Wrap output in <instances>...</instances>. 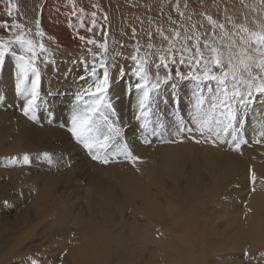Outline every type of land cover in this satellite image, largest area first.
<instances>
[{
    "label": "bare ground",
    "instance_id": "6f19581e",
    "mask_svg": "<svg viewBox=\"0 0 264 264\" xmlns=\"http://www.w3.org/2000/svg\"><path fill=\"white\" fill-rule=\"evenodd\" d=\"M246 1L248 2L249 0H244V4H246ZM258 1L260 0H252V4L255 5ZM101 2L104 4V7H102L105 9V13L98 7H94L96 6L95 0H75L76 9L79 10L82 8L84 11L82 13L77 11V15L73 16V5L69 0H0V26L4 28L3 26L5 23L11 26L12 22L18 18L19 23L23 24L26 29H31L35 26V22L39 20L41 22L40 30L45 33L44 37H47L48 40L53 42V44L51 43V60L56 63V67L53 68L51 65L49 66V64L44 63L42 71L43 76L46 75L48 79L51 80L52 77L55 78L53 81L51 80L52 82L49 84L53 86L52 88L48 89L45 87L47 90H44V88L42 89L43 85H41L40 101L45 99L49 90L65 93H68L70 88L72 90V87L68 85L69 81L67 80L69 79L68 77H65V75L69 68H71V72L68 74L69 77H72L73 74H75L78 67L81 69V58L83 57L85 60L87 59V55L84 54L83 50L86 51L88 48L93 49V45L87 44L86 41L88 39H95L98 42H103L105 38L108 37L114 47V52L111 55V58L109 57L111 62L109 63L108 68V94L114 99L122 98V103L119 102L116 106L115 102L114 105L111 104V108L105 107L102 111L108 113L105 114L108 119L111 118L112 122L121 123L122 127H125V123L123 122L132 123L133 121H131L132 118L130 117L133 116L137 119V126L139 128V123L143 121V116L140 115L141 110L138 106L141 94L136 91L137 84L133 86L134 81L128 82L132 83V86L134 87L132 88L131 94H128L126 88L124 89L122 84H111V81L115 82L114 79L121 75V69L123 70V75H129L131 73L133 75L132 69L136 65L130 57L135 55L134 45L137 40L134 41L132 37V29H136L137 36L141 39V42L144 43V41H146L145 32L147 30H155L157 26L162 25V23L164 27H168V23L164 20V22L159 21V16L161 15L157 16L155 13V17L150 15L148 7H146L147 4L143 7L142 4H140V0H101ZM231 2L233 4H231ZM13 4L16 5V8L12 10V15L9 16L7 12L12 8ZM219 4L220 6L222 4V10H224L223 14L225 13L226 16H231L232 18L238 17L237 15L240 14V12H243L242 21L244 22V17L247 16V14L244 13V11L239 12V8L234 7V5H244L240 3V0H220ZM144 8L146 9L144 10ZM189 8H192V6ZM142 10L146 11L147 14L142 13ZM159 10L160 9L157 11ZM241 10H243V8H241ZM92 12L96 13L95 19L97 21V27L94 28L92 32H88L87 29L88 27H91V21L93 19L91 15ZM162 13L164 14V11H162L161 14ZM198 13L195 14V17L191 22L197 26L201 23L204 24L205 22L204 17L198 15ZM250 14L253 13L250 11ZM240 15H242V13ZM105 16H107V20L104 19ZM251 16L253 17V15H250L249 17ZM81 22L84 23L83 28L80 27ZM149 22H151V24ZM31 30L32 31L28 34L30 38H33L36 41H40V38H44L36 37L34 35V29ZM205 30V27L200 29L202 32ZM15 31L16 29L13 28L12 31L3 36V38L8 39L10 36L13 37ZM105 32L107 33L106 36ZM80 36H84L85 40L81 41L79 38ZM54 45L56 47H53ZM19 54L20 51L17 49V55ZM136 55L143 56L140 55V53ZM65 59L69 60V62L67 60L64 62ZM16 64V59L11 55H7L2 68L0 93H2L3 96L5 95L4 99H7L8 101H12L13 99L12 86H15L18 80ZM163 70L164 69L161 70L162 73H164ZM81 73L82 71H79L78 75ZM112 76L114 79H112ZM161 76L163 77L164 75ZM56 78L62 80H56ZM191 82L195 83L192 80H178L179 86L174 90L177 95L173 94L172 86H170L172 84H162V87L154 91V101L152 104H157V107L153 108V105L151 103L149 104L153 112L157 113L158 110L162 113L164 112L162 105H164L163 101L166 97H161L159 95V91L164 89L167 91L171 89V94L168 95L169 97L175 96L182 98L181 100L186 97L191 105H193L195 101L193 95L194 91L187 92L184 87L187 83ZM28 87H30V84ZM25 102L26 101L23 98L21 104L23 105ZM6 106L7 105L4 101L0 105V120L4 122L0 121L1 154L10 153L11 150L19 151L20 148L21 150L30 152L32 149L29 148L28 143H24L25 145H22L20 148L18 147L19 139L24 142L25 138L23 140V136L25 137L27 129L22 130L23 128H19L22 125L20 126V123L18 125L13 119H16L20 115L18 114L17 116L15 113L11 112V119V116L8 115L9 108ZM67 106L68 104L66 103V105L63 106L62 112L59 115H55V118L71 121L74 108L65 111ZM114 106L117 108H114ZM118 108H121V110L119 109L120 111L114 112L115 109L117 110ZM191 112L192 111L190 110V112L188 111L186 114L182 115L183 118L185 117L187 119L184 121L180 120V122L176 121L179 116L167 118L159 117L160 122H163L165 126L161 123L157 124V135L154 138H151L152 146L140 145L142 142L133 140L134 134H138V132H135L131 137L132 133L127 131V135L130 136L132 144L128 145L129 150L134 156L139 157V160L133 163L125 159L123 164L115 166L106 165L105 169L100 168L96 164L95 175L91 184L82 191V194L81 191L79 193V190H76L78 196H81L84 199L86 208L85 213L81 210L72 211V209L67 207L68 209L63 212L65 217L53 216L50 218L51 220L49 221H52L54 224L58 223L60 227L61 224L66 225L67 223H69L70 226H74L75 233L74 237L71 238L72 240L70 239L71 242L69 247L73 259L78 264H124L128 257L131 256L130 253L133 251L131 249L132 243H140L142 249L144 247L145 250L149 251L147 258L149 259L151 258L150 255H154V251L148 246V243L153 238H156L153 239V241L156 240V242L161 243L162 246L166 243L167 245L165 244L166 246H163V248L167 247V252L169 249L175 248V250H177L175 260H177V262L181 261L182 257L186 255L185 253L187 250L185 249L190 250L189 248L192 249L193 247L191 244H188V242H191L189 237L179 236L178 241L182 242H180V245H175L172 244L170 240L156 237L155 234H162V232L168 231L171 235L175 236L179 231L175 229L178 224L174 220V217L179 218L182 216L186 217L187 220L184 222L180 221L179 223H182L181 228H183L186 233L187 229H189L190 232H197V238L204 233V236L208 238V241L212 242L205 248V250L200 249L199 251H190L191 257H189L193 259L190 264H214V261L209 260L210 258H208L210 262L205 260V254L210 251H223L224 249H227L228 245L226 246L225 242L228 238L233 241V243H231L234 247L238 244L236 242L243 241V236H245V238L247 236H252L250 239L251 242L249 243L255 244L258 242H264L263 235L255 234V229L258 224L255 226L251 224L250 221L246 220V228H244L240 220V214L242 213L240 204L245 198L247 201V209L252 208L256 212H262L264 215V142L262 144L255 142L248 144L242 143L240 144L239 149L236 150V142L243 140V130H234L235 134L231 137H227L229 134H223L222 132V137L220 139H217L216 136H213L208 132H205L202 135L195 130L194 124L187 126L193 128V132L188 133L187 131H181V128L175 126L176 124L174 122L193 123L190 117ZM32 118L33 117L31 116H29V118L28 116H25L23 119L31 121ZM97 118H101L100 113L94 117V120ZM29 121L27 122V125L31 126ZM22 122L23 126H25V121ZM129 126H131V124ZM137 126H134V128L137 129ZM46 127L52 132L54 131V137H56L57 134L61 135V137L67 135L65 131L63 132L58 129H53L49 126L43 128L31 126L30 130L35 136L41 135V138H46L45 135L51 133L50 131L46 132L47 134L44 133ZM31 128H33V130ZM146 128L149 130V127ZM146 128L138 129V131H143L145 133ZM148 133L151 132L148 131ZM42 135H44V137ZM8 137L10 139L11 137L12 139L14 138L16 144L13 143L12 145H8L6 142L4 143ZM233 137L236 138V141L233 140ZM67 138L66 140L63 138L65 142L68 141ZM156 140H160V142L163 141V144L161 143L159 146L155 145ZM26 141H28V139H26ZM195 141L200 142L196 143ZM53 142L54 141H52V144L54 145ZM62 144L65 145V143ZM57 147L60 151V146H56V148ZM56 148L54 149L55 151ZM69 153L71 154V152ZM60 155L62 154L60 153ZM243 173H245V175H250V177L254 173L256 176L255 183L257 185L256 191L252 193H249L248 191V196L246 195L245 197H243V194H245V192H243ZM33 180H36L37 182L38 178ZM235 180L236 182H234ZM224 181L227 182L225 188L222 186ZM224 190H229L227 192L228 194L226 196L224 195L223 198H219L215 202L219 192H223ZM45 193L46 190H43L41 195L38 196H41L43 200ZM204 197L206 198L204 199ZM202 199H204V201L210 200L213 204L211 210L213 211V215L217 216V218H223L226 216L228 219L227 221H229V225L226 227L227 224H223L225 227L223 228L224 230L222 233L220 232L221 234L216 231L218 230V226L215 227V223H211L212 220H210V216L209 223H207L206 227L205 225L203 226V224L202 226L198 224L199 218L197 213L203 207ZM43 201V203L35 206L41 216L45 211V214L50 215L51 210L47 211V209L42 210L41 208H38L41 207V205H44L45 202L48 203L49 200ZM173 201H175L178 206L174 204L175 202ZM125 206L130 208L128 213L126 212ZM174 212H176V215H173ZM84 214H86V216ZM97 214L100 215L101 221L94 224L93 222L95 221L92 222V217H96ZM246 215H248L247 212ZM138 216L140 217L139 219H137ZM112 231H119L121 233L125 232L126 236L125 234H121L119 237H115ZM217 235H222L223 238L221 241L213 243V240L211 239ZM191 239L195 241L194 237H191ZM217 239L218 238H214L216 241ZM183 242L186 245L188 244V247L185 248ZM197 242L202 244V241L199 239H197ZM161 244L159 245L161 246ZM132 254H135V252ZM233 255H235V253ZM132 256L134 257L135 255Z\"/></svg>",
    "mask_w": 264,
    "mask_h": 264
},
{
    "label": "rangeland",
    "instance_id": "374dc122",
    "mask_svg": "<svg viewBox=\"0 0 264 264\" xmlns=\"http://www.w3.org/2000/svg\"><path fill=\"white\" fill-rule=\"evenodd\" d=\"M186 2H187L188 7L184 8L183 5L185 3V0H181L180 11L185 12L186 16H192V20L195 17V14L198 12H199L198 15H201L202 17H203L202 14L211 15L214 19H217L221 22H224L227 17L225 13L223 14L224 10H222V7H223L222 4L221 6L219 4L220 0H206V2L205 0H186ZM248 2L246 1V4L251 5V6H248L249 8L244 7L243 4H242L243 6L234 5V7L239 8L238 10L239 12L244 11V13L247 14L248 20L250 22L252 16L251 17L249 16L255 15L252 12V10H250V8L252 9L253 7H255L259 11L261 9V4H260V1H258V3L255 5L252 4L253 3L252 0H249ZM95 3H96V6H98V8L100 10H103L102 12L105 13V9L103 8L104 7L103 2H101V0H95ZM140 4H142L143 7H145V4H147L146 7H148V11L150 15L154 16V13L157 16L161 15L159 17L160 19L161 18L162 19L161 20L159 19V21L164 20L166 23H169L168 22L169 16H171L173 20H179L178 19L179 17L177 16V14L175 15L176 12L174 11L175 0H154V1L153 0H140ZM231 4L233 3L231 2ZM191 6L192 8H189ZM241 8H243V10H241ZM145 9L146 8H144V10ZM158 9L160 10L157 11ZM162 11H164L165 15L163 13L161 14ZM250 11L253 14H250ZM142 13H146V11L142 10ZM241 13L242 15H240ZM240 14L237 15L238 17H233L235 18L234 20L237 23L243 22L242 21L243 12H240ZM163 18H166L167 20ZM18 20L19 19L16 18L14 22L19 23ZM185 23H187V21H185ZM204 27L207 31L211 30L209 26L207 25L206 21L204 22ZM12 29L11 30L4 29L0 26V37H3L6 34H8L10 31H12ZM31 29H34V32L36 31L35 26L32 27ZM15 35H19V30L16 29L13 37ZM136 38L137 39H134V41L137 40L141 45L146 44V41H144V43L141 42V39L138 36ZM105 39L108 42V53H107L108 59L106 62V66L109 68V63L111 62L110 58L114 52L113 51L114 47H113V43H111V40L108 37ZM40 41L44 43L45 47L48 49V52L40 54V56L37 59V67L40 69L41 81H40V88H39V97L34 107L30 110L29 115H28V118L29 116L33 117L31 121L27 119H23L26 116L23 111V108L26 102L23 105L21 104L23 101V97L20 96L17 91L18 80L15 86H12V91H13L12 101H8L7 99L5 100L4 99L5 95L3 96V94L0 93V105L3 103V101L5 102V104L7 105L6 107L9 108V113H8L9 116H11V112L15 113L17 116L19 114L20 115L18 116L19 118L17 117L16 119H13L14 122L18 123V125L20 123V126L21 125L22 126L19 128H23L22 130L27 129L25 137L23 136V140L24 138L25 140L23 142L19 139L18 147L20 148L22 145H25L28 143L29 148L32 149L30 152H26L24 150H21L20 148L19 151L11 150L10 153L1 154L2 148H0V264H78L73 259L71 255V250L69 247V244L72 240L71 238L74 237V233H75L74 226H70V224L67 223L66 225L61 224V227H60L58 223L54 224L52 221H49L51 220L50 218L53 216H58V217L64 216L65 217V214H63V212L67 210L68 208L72 209V211L81 210L83 213H85L86 208H85L84 199L81 196L80 197L78 196V194L76 193V190H79L78 191L79 193L81 191V194H82V191H84L86 187L91 184V181L95 175V168L97 165L100 168L105 169L106 165L115 166V165L123 164V162L126 159L125 156L123 155L114 156L112 155V153L117 151L119 147L121 146H127V148L129 149L128 145L129 144L132 145V144H131L130 136L127 135L128 132L132 133L131 137L133 136L135 132H138V134L136 133L134 134L133 140L142 142L140 145L152 146L151 138H154L157 135L156 134L157 124L161 123L162 125L165 126L163 122H160L159 117L167 118V117L179 116L176 119V121L180 122V120L184 121L185 119H187L185 117L183 118L182 115L186 114L188 111L190 112V110L193 111V105H191V103L188 101L186 97L183 98V100H181L182 98L175 97V96L169 97L168 95L171 94L170 93L171 89L168 91L166 89L159 91V95L161 97L162 96L166 97V99L163 101L164 105H162V109L164 111L163 113L160 112L159 110H158L159 112L157 111V113L153 112L152 108L149 106V104L150 103L152 104V102L154 101V91L155 90L150 92V98L146 106L147 116H143V121L139 123L140 124L139 128L137 126V123H138L137 119H135L131 115H130L131 116L130 118H132L131 121L133 122L132 123L123 122L125 123L124 124V126L126 127L125 128L121 126V123L112 122L111 118L108 119L105 116V114H108V113H104L102 111V115L107 118V121L104 122L102 118L95 119L96 123L94 124L92 135L99 138L100 140H103L106 135L110 134L109 125L117 129L119 132V135L114 137V139L110 141V144L106 149L94 148L92 152L90 153L89 150L85 149L83 145L79 143L76 140V138H74L72 134L68 131V129L72 126L71 121H66L60 118H55V115H59L62 112L63 106L66 105V103L68 104V106L66 107L65 111L71 108L75 109L78 103L81 104V106H83V101L79 100V96L83 95L84 90L88 88L89 86H92L94 88L95 83L98 81V79L100 77H101L100 79L103 78V69L98 67V61H97L96 77L89 76L88 73L91 70V65L93 61H92V57L88 54L87 50L86 51L83 50L84 54L87 55V59L86 60L84 59L86 63L81 62L82 63L81 65L82 67L80 66L81 69H79L78 67V70L75 71V74H73V76L70 75L72 77H69L68 75L71 72V68L67 70L66 72L67 74L65 75V77H68L69 79L67 80L69 81L68 85L72 87V90L70 88V91L68 93L49 90L48 95L45 97V99L40 101L41 85H43L42 89L44 88V90H47L46 88L50 89L53 86L49 84H51V82L55 78L51 76L52 77L51 78L52 81H51L50 79H48L46 75L43 76L42 66L44 63H46V64H49V66L51 65L53 68L56 67V63L52 62L51 60V55H52L51 43L53 44V42L48 40L47 37H44L42 39L40 38ZM53 47H56V46L54 45ZM93 49H94L93 51L98 50L95 48L94 45H93ZM136 54L137 53L135 52V55ZM140 55H144V50L140 52ZM66 60L67 59H65L64 62H66ZM67 61L69 62V60ZM2 68H3V65L0 66V80L2 76ZM176 70H179L183 74L186 75L188 74L189 71H191V66L188 64L180 65L178 63L177 64L170 63L169 67L163 70L164 73L160 71V75H165L166 72H171L173 76H175ZM79 71H82V73L78 75ZM154 73H155V69H152L149 72V77L153 82H154ZM82 76L86 77V79L81 80L80 77ZM32 78H33L32 74L29 73V78L25 82V84L22 85V87H28ZM112 79H114L113 76H112ZM56 80H62V79L56 78ZM114 81L115 82L111 81V84H115V83L122 84L124 89L126 88L128 94H131L132 88H134L133 86H135L138 83H142L140 78L135 76L134 74L132 75V73L129 75L121 74L118 77H116ZM132 81H134L133 86H132V83H128ZM168 83L172 84L170 86H172L173 94L177 95V93L174 92V90L179 86L178 80L169 81ZM174 83L177 85L175 88L173 87ZM209 86H212L213 89H215L214 87L215 84L213 85L212 83L211 85H209L208 82H205L202 85L201 89L199 90L196 88V84L193 82L187 83V85L184 87L187 92H191L192 90L194 92L200 91L201 94L206 98L204 107L209 108L210 103H211L210 101L211 94L208 93L207 91V88ZM136 91H138L139 94H142L140 89L136 88ZM88 98L89 97L84 96V101H87ZM263 99H264V94H255L251 98L250 102L247 104L241 105L237 101V103L235 104V107L237 109L238 118L237 120L233 121L232 127L229 129V131L226 133L223 132V134H227V135L229 134L227 137H231V136H234L233 134H235L236 129H239L241 131L243 130L242 131L243 140L247 141V144L252 143V142L257 143L256 138L257 140H259L258 144H262L264 142V137H261L259 135V131L261 130L262 127H264V100ZM121 100L122 98H115V99L111 98L110 95L107 93L108 103L114 105L116 102V106H117L119 102L122 103ZM152 105H153L152 106L153 108L157 107V104L155 103ZM116 106H114V108H117ZM119 109L121 110V108H118L117 110L115 109L114 112L120 111ZM11 119H12V116H11ZM22 121H25L24 123L25 126H23ZM28 121L33 127L43 128L45 126H49L53 129H58L63 132L65 131L67 135L61 137V135L57 134V136L54 137L55 135L54 131L52 132L48 127H46L47 129L45 128L44 133L47 134L46 132H49V131L51 132L47 135L44 134L46 138H41V135L35 136L34 134L31 133V130H30L31 126L27 125ZM179 122H174L176 124L175 126H178L179 128H182L185 125L186 126L193 125V123H179ZM130 124L132 127L129 126ZM134 126H137L136 127L137 129H135ZM175 126H169V127H175ZM146 127H149V130ZM142 128H146L145 133L143 131H138V129H142ZM31 129L33 130V128ZM148 131L151 133H148ZM44 135L42 136L44 137ZM221 137H222V134H220V136L217 137V139H220ZM252 137H255V138H252ZM63 138L65 140L67 138L69 142L68 141L65 142ZM26 139H28V141H26ZM30 141L33 143H31ZM52 141H54L53 142L54 145L52 144ZM5 142L8 145H12L13 143L16 144V140L14 138L12 139V137L11 139L9 137L6 138L4 143ZM62 143H65V145H63ZM66 143H72V144H66ZM161 143L163 144V141L160 142V140H156L155 145L159 146ZM52 145L55 148L56 146H60L59 147L60 151L58 150V147L56 148V151H55L54 150L55 148ZM70 146L72 149L70 148ZM69 152H71V154ZM43 153H49L51 157V161H49L48 159H45L43 156ZM60 153L62 155H60ZM24 154H28L29 157H31L30 158L31 163L29 165H24L22 163V158ZM93 154H99L102 156H106L109 159V163L103 164L97 160H93L91 158ZM12 157H17L19 160V163L16 165H12L11 163H9V160ZM36 178H38V181H37L38 183L36 182V180H33ZM43 180H45L46 182ZM234 182H236V180ZM226 185H227V182L224 181L222 183L223 188H225ZM256 188H257V185L256 183H252L250 175H247V174L245 175V173H243V192H245V194H243V197L247 195L248 191L249 193L256 191ZM43 190H46V193L44 194L45 197L43 200H47V201L49 200V201L48 203L45 202L44 205H41V207H38V208H41L42 210L47 209V211L48 210H51V211H50V215L45 214L46 213L45 211L44 214L41 216L35 205H38L44 202L41 196H38V195H41V192H43ZM228 191L229 190H224L223 192H219V195L217 199L215 200V202L219 198L221 197L223 198L224 195L226 196L228 194L227 193ZM205 198L206 197H204V199ZM204 199H202L203 207L197 213V216L199 218L198 224L201 226L203 224V226L205 225L206 227L207 223H209V216H210L211 218L210 220L213 221V222L211 221V223L213 224L215 223L214 224L215 227L218 226L217 229L219 231L218 230L216 231L218 233L220 232L222 233L225 225L227 224L226 227L229 225V221H227L228 219L226 218V216L223 218L222 217L217 218V216L213 215V211H211L213 208L212 206L213 204L210 202V200L204 201ZM245 199H243V201L240 204V207L242 209V213L240 214V220H241V223L243 224L242 226L246 228V220L250 221L251 224L255 226L258 224L255 229V234L256 235L261 234L264 236V215L263 213L256 212L252 208L247 209L246 208L247 201ZM5 201H7V205H5L4 203ZM174 204L178 206L176 202ZM125 207H126V212L128 213L130 208L128 206H125ZM246 212L248 213V215H246ZM84 215L86 216V214ZM173 215H176V212H174ZM139 218L140 217L138 216L137 219ZM174 220L178 224L176 225L175 229L179 231L176 233L175 236L171 235V233L168 231L166 232L164 231L162 232V234L156 233L155 236L162 237L161 239H164V240H170V242L175 245H180V242H182V241H178L179 236L189 237L191 242H188V244H191V246L193 247L192 249L189 248L190 250L185 249L187 250V252L185 253L186 255L183 256L184 258L182 257L181 261L177 262V260H175V256L177 255V250H175V248L169 249L167 252V247L163 248V246H166L167 244L164 243V245L162 246V244L156 242V240L153 241V239H156V238H153L148 243V246L150 247V249L154 251V255L153 256L150 255L151 258L147 259L149 255V251L145 250L144 247L142 249L140 243H135V244L132 243L131 249L133 251L130 253L131 256L128 257V259L126 260V263L127 264H130V263L132 264H139V263L140 264H190L191 260H193L192 258H190L192 251H199L200 249L205 250V248L208 247L210 243H212L208 241V238L204 236V233H202V236H199L198 238H197V232H192V231L190 232L189 229H187V233H186V231L183 228H181L182 223L181 224L179 223L180 221L181 222L186 221L187 220L186 217H183V216L179 218L174 217ZM99 221H101L99 214H97L96 217H92V222L94 224L99 223ZM112 232L114 233L115 237L117 236L119 237L121 234H125V232L121 233L119 231H112ZM222 235L221 236L217 235L214 237V238H218L217 241L214 240V238L211 240H213V243L221 241L223 238ZM191 237H194L195 241L191 239ZM251 238L252 236H247L246 238L245 236H243V241L236 242L239 245L237 244L235 247L232 246L233 241L228 238L227 241L225 242V245L226 246L228 245L227 249H224L223 251L217 250V251L207 252L205 254L206 256L205 260L214 261L213 262L214 264H264V242H258L255 244L249 243L251 242L250 241ZM197 239L201 240L202 244H199L197 242ZM159 244H161V246ZM188 244L187 245L185 244V248L188 247ZM134 252L135 254H132ZM234 253L235 255H233ZM245 253H247V255H245ZM132 255H135V256L133 257ZM208 258L210 259L208 260Z\"/></svg>",
    "mask_w": 264,
    "mask_h": 264
},
{
    "label": "snow or ice",
    "instance_id": "6c2138e0",
    "mask_svg": "<svg viewBox=\"0 0 264 264\" xmlns=\"http://www.w3.org/2000/svg\"><path fill=\"white\" fill-rule=\"evenodd\" d=\"M73 5L72 15L76 16L77 11L83 12L84 9L77 10L75 0H69ZM244 4V0H240ZM261 9L258 11L255 7L251 10L255 14L249 22L248 17H244V22L237 23L231 16H227L224 22L214 19L211 15L202 14L210 31H200L204 28V24L199 26L191 23L192 17L186 16L185 12L180 11L181 0H175L174 11L179 20H173L168 17V27L158 25L155 30H147L145 32L146 44L141 45L138 41L135 45V52L139 54L144 50L143 56L132 55L131 60L135 62L132 72L139 77L142 83H138L136 87L141 90L142 94L138 101L141 116H147L146 106L150 98V92L159 89L162 84L169 81L192 80L196 84V88L201 89L205 82L209 85L215 84L207 88L210 96V107L205 108L206 98L200 91L193 93L195 101L193 103V111L190 113L191 120L195 125V130L202 135L205 132L219 137L222 132L226 133L232 127L233 121L237 120L238 113L235 107L237 101L243 105L250 102L255 94H264V0H260ZM98 7V6H94ZM187 8V2L183 5ZM244 7H248L244 4ZM16 8L13 4L7 14L12 15V10ZM91 27L87 31L92 32L97 27L95 19L96 13L92 12ZM107 20V16L104 17ZM187 21V23H185ZM151 24V22H149ZM5 29L12 28L19 30V35L4 39L0 37V66L5 63L7 55H11L17 61V91L26 103L23 111L26 116L34 107L38 97L40 88V69L37 67V59L40 54L47 53L48 49L42 41H36L28 36L31 29H26L23 24L13 22L11 26L7 23L3 26ZM35 36L44 37L45 33L40 30V21L35 22ZM80 27H84L81 22ZM107 33L105 32V36ZM132 37L136 39V29H132ZM81 41L85 40L84 36L79 37ZM87 44L94 45L98 51L88 48L87 52L92 57L91 70L88 73L91 77L97 75L98 67L103 69V78L99 79L94 86L86 88L83 95L79 96V100L83 101V106L77 104L71 119V127L68 131L76 140L88 149L91 153L94 148L106 149L110 141L119 135L117 129L109 125L110 134L106 135L103 140L92 135L93 127L96 121L94 117L100 113L104 122L107 118L102 115V109L111 108V104L107 101V93L109 90V70L106 66L108 59V42H98L95 39H88ZM15 46V47H14ZM123 46V45H121ZM17 49L20 54L17 55ZM82 63H86L81 58ZM188 64L191 71L187 75L176 70L175 76L171 72H166L162 77L160 71L167 69L169 64ZM155 69L154 82L149 77V72ZM32 74L30 87H22ZM121 74L123 70L121 69ZM81 80L86 77H80ZM177 85L174 83L173 87ZM84 96L90 99L84 101ZM181 131L193 132V128L186 125ZM259 135L264 137V127L259 131ZM236 141V138L233 137ZM199 143L200 141H195ZM259 143V140L256 141ZM247 143L245 140L236 142V150L240 144ZM114 156L123 155L133 163L139 160L134 156L127 146H121L117 151L112 153ZM45 159L51 161L49 153H43ZM93 160L107 164L109 159L106 156L93 154ZM9 163L16 165L19 163L17 157H12ZM24 165L31 163L28 154H24L22 158ZM252 183H255L256 176L251 175ZM7 205V201L4 202ZM247 255V253H245Z\"/></svg>",
    "mask_w": 264,
    "mask_h": 264
}]
</instances>
